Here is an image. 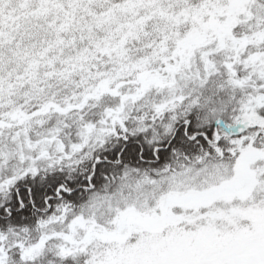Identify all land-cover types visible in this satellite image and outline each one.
Listing matches in <instances>:
<instances>
[{"label":"snow or ice","instance_id":"snow-or-ice-1","mask_svg":"<svg viewBox=\"0 0 264 264\" xmlns=\"http://www.w3.org/2000/svg\"><path fill=\"white\" fill-rule=\"evenodd\" d=\"M0 264H264V0H0Z\"/></svg>","mask_w":264,"mask_h":264}]
</instances>
